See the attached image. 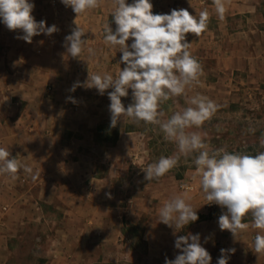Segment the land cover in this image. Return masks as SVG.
I'll use <instances>...</instances> for the list:
<instances>
[{
    "label": "rangeland",
    "instance_id": "374dc122",
    "mask_svg": "<svg viewBox=\"0 0 264 264\" xmlns=\"http://www.w3.org/2000/svg\"><path fill=\"white\" fill-rule=\"evenodd\" d=\"M150 2L154 13H170L173 8H186L193 15L204 9L210 13L207 30L199 37L191 33L187 36L194 46L200 43L190 51L201 63L203 75L186 96L173 97L161 106V119L190 106L186 102L189 97L207 96L220 106L218 111L201 128L189 131L207 133L205 142L210 149L223 147L252 155L264 151L260 143L264 139V0H227L223 19L216 14L213 0ZM113 7L111 3L106 7L110 13L103 23L91 20L93 27L102 26V32L88 35L95 54L88 53L87 59L94 64L95 73L115 75L124 67L119 62L122 53L118 46L104 43V25L109 23L113 30L116 27L111 16ZM87 77L79 81L81 85ZM79 90L80 94L74 96L76 103H71L69 123L53 130L54 154L65 155L66 161H78L69 172L76 174L70 181L79 193L75 196L67 189L62 192L67 199L72 196L79 200L77 214L67 212L58 198L56 203H43L41 208L29 205L23 194L14 192L23 190L28 178L20 172L16 178L0 175V264H165V257L174 259L180 250L174 247L173 229L159 222V210L172 196L185 191L190 197L195 192L205 195L196 175V154L181 156L178 166L163 177L145 180L144 169L161 156L177 154V145L165 139L158 125L137 124L126 116L108 130L112 136L118 132L115 143L101 139L97 127L110 126L107 92L111 89L104 95L95 88L79 86ZM121 99L127 107L131 89L129 96ZM57 182L62 186L69 183ZM2 186L12 187L13 192L2 191ZM207 208V213L198 214L202 217L176 235H187L197 222L218 221L226 211L214 203ZM102 214L105 223L83 224L87 216ZM249 220L251 214L243 221ZM205 231L199 228L196 234L204 244L213 246L207 250L211 264H217L220 243L216 239L205 243Z\"/></svg>",
    "mask_w": 264,
    "mask_h": 264
},
{
    "label": "clouds",
    "instance_id": "9594fccd",
    "mask_svg": "<svg viewBox=\"0 0 264 264\" xmlns=\"http://www.w3.org/2000/svg\"><path fill=\"white\" fill-rule=\"evenodd\" d=\"M71 7L76 17L101 6L102 0H61ZM215 12L223 19L227 11V0H213ZM111 16L115 30L106 23L103 31L104 43L118 46L122 53L120 63L124 67L115 75L108 72L91 73L81 85L74 82L69 91L77 87L95 88L100 95L106 90L110 104V127H116L121 117H129L134 123L158 125L165 139L177 145V154L161 156L157 162L144 169V179H159L178 166L181 156L196 154V175L205 194L207 204H216L226 209L218 217L221 231L228 230L236 237L238 232L250 225L243 222L251 214V227L261 230L254 238L255 253H264V151L255 155L229 152L225 148L210 149L205 138L207 133L189 131L199 129L210 121L219 105L200 94L187 99L190 105L175 111L170 118L164 116L162 105L173 97L186 96L187 90L203 75V67L192 55L189 33L199 37L207 30L210 13L207 9L191 14L186 8H173L170 13H154L150 0H113ZM191 5V2H190ZM192 6V5H191ZM35 4L30 0H0V22L9 31L20 30L22 39L31 43L41 33L52 35L59 31L57 25L46 26L45 20L37 21L32 15ZM75 27L64 38V47L73 58H79L87 45L83 39L86 31L75 21ZM132 38L129 44V39ZM89 55L94 49L87 48ZM131 103L125 106L122 97L129 96ZM67 100L76 103L69 96ZM264 146V139L260 141ZM28 173L33 180V168L12 156L9 149L0 147V175L17 177L19 171ZM186 187V186H185ZM110 197V193L108 194ZM187 191L174 195L159 210V222L173 229L174 247L180 250L174 259L165 257V264H211V254L202 246L200 234L176 235L186 225L198 220L197 209L189 202ZM205 238V243L207 242ZM235 248H221L217 264H228L229 254Z\"/></svg>",
    "mask_w": 264,
    "mask_h": 264
},
{
    "label": "crops",
    "instance_id": "0c3cea01",
    "mask_svg": "<svg viewBox=\"0 0 264 264\" xmlns=\"http://www.w3.org/2000/svg\"><path fill=\"white\" fill-rule=\"evenodd\" d=\"M30 2L35 4L32 13L35 19L45 20L46 26L55 24L59 31L50 36L41 33L34 36L31 43H27L15 38L22 35L20 30L9 31L0 22V147L9 149L12 156L32 167L33 174L39 173L33 180L28 173L19 171L28 178V185L23 190L14 192L23 194V200L37 208L43 207V203H56L58 198L67 212L75 216L79 200L72 196L67 199L62 196V192L67 189L75 196L79 193V188L70 181L76 174L69 172V168L78 161H66L65 155L57 152L54 154L53 130L60 124L69 123L73 106L67 97L74 98L80 94L79 87L74 92L69 91L73 83L83 82L88 71L96 72L94 64L87 59V48L93 47L88 35L102 32V26L93 27L91 20H101L103 23L105 16L110 13V9L106 7L109 3L113 4V0H102L101 7L77 17L71 7H65L61 0H58L56 8H52L44 0ZM74 21L86 31L82 38L87 39V45L79 58L71 57L64 47L65 36L76 26ZM191 45L195 49L200 43L194 46L193 42ZM57 181L69 183L62 186ZM2 188L4 192H13L12 187ZM93 189L89 192L93 193ZM189 202L194 208H198L197 214L207 213L205 195L195 192ZM102 215H89L83 224L105 223V214ZM243 222L250 227L238 232L236 237L228 230L221 231L217 219L197 222L191 225L189 233L196 234L199 228H204L206 231L203 237H207V240L216 239L220 243L218 248H235V253L229 254L228 264H264V253H255L253 241L261 230L251 227L252 220ZM201 244L206 249L213 247L211 244H204L202 240Z\"/></svg>",
    "mask_w": 264,
    "mask_h": 264
},
{
    "label": "trees",
    "instance_id": "16d2710c",
    "mask_svg": "<svg viewBox=\"0 0 264 264\" xmlns=\"http://www.w3.org/2000/svg\"><path fill=\"white\" fill-rule=\"evenodd\" d=\"M109 128L110 126H107V124H101L97 127V134L102 135L101 139L115 143L118 139L119 134L117 132L114 136L110 135L108 133ZM199 217H202V215H200Z\"/></svg>",
    "mask_w": 264,
    "mask_h": 264
},
{
    "label": "built area",
    "instance_id": "2783aa9c",
    "mask_svg": "<svg viewBox=\"0 0 264 264\" xmlns=\"http://www.w3.org/2000/svg\"><path fill=\"white\" fill-rule=\"evenodd\" d=\"M47 4H49L52 8H56L57 7V2L58 0H44ZM254 241V240H253ZM220 249L219 248V253H220Z\"/></svg>",
    "mask_w": 264,
    "mask_h": 264
}]
</instances>
